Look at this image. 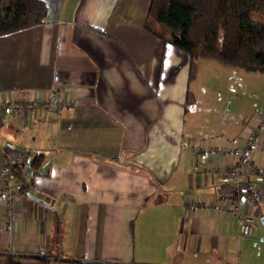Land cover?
I'll list each match as a JSON object with an SVG mask.
<instances>
[{
  "label": "crops",
  "instance_id": "0c3cea01",
  "mask_svg": "<svg viewBox=\"0 0 264 264\" xmlns=\"http://www.w3.org/2000/svg\"><path fill=\"white\" fill-rule=\"evenodd\" d=\"M41 1V23L0 35V103L37 105L0 112V158L32 171L0 198V264H264V199L245 205L253 234H238L210 209L230 158L188 146L241 145L247 121L184 133L187 56L144 28L149 0ZM50 100L63 105L43 110ZM250 157L264 167V139ZM242 182L264 198V178Z\"/></svg>",
  "mask_w": 264,
  "mask_h": 264
},
{
  "label": "trees",
  "instance_id": "16d2710c",
  "mask_svg": "<svg viewBox=\"0 0 264 264\" xmlns=\"http://www.w3.org/2000/svg\"><path fill=\"white\" fill-rule=\"evenodd\" d=\"M44 16L41 0H0V35L37 25ZM145 20L159 28L144 25L148 32L187 56L183 110L194 102L188 84L199 59L264 74V0H149ZM40 159L33 156L30 167Z\"/></svg>",
  "mask_w": 264,
  "mask_h": 264
},
{
  "label": "rangeland",
  "instance_id": "374dc122",
  "mask_svg": "<svg viewBox=\"0 0 264 264\" xmlns=\"http://www.w3.org/2000/svg\"><path fill=\"white\" fill-rule=\"evenodd\" d=\"M149 23L150 28L155 26L154 22ZM188 88L194 102L183 116L184 133L191 127L198 139L210 140L224 124L246 120L244 123L250 125L264 102L263 74L245 72L209 59L197 60ZM244 125L240 133L246 128Z\"/></svg>",
  "mask_w": 264,
  "mask_h": 264
},
{
  "label": "built area",
  "instance_id": "2783aa9c",
  "mask_svg": "<svg viewBox=\"0 0 264 264\" xmlns=\"http://www.w3.org/2000/svg\"><path fill=\"white\" fill-rule=\"evenodd\" d=\"M63 103L61 101L50 100L41 104L43 110H59ZM35 102L29 103H16L13 105L7 102L0 103V112L4 111L8 114H19L26 110L32 112L36 107ZM252 121L256 124L254 127L243 131L244 142L241 145L234 144H221L217 141L213 142L212 148L206 147L204 143L194 144L189 143V149L196 152H221L230 158L228 164H222L219 167H215V171L227 176L231 179V185L227 192L224 194L223 203L221 205L210 206V209L220 216H232L235 218L238 226V234L243 236H251L255 227V220L245 210V205H253L263 201L262 195L257 191H249L245 189L242 178L244 173L257 174L264 178V167L255 169L251 165V150L260 147L264 136L262 134V127L264 126V113H259L253 117ZM8 165L13 166L16 170L23 172V174L31 175L32 171L25 162L24 155L15 154L7 163L0 158V198L5 194L6 197L12 196L8 179L13 176ZM17 190H22L23 185L16 184ZM27 191V190H26ZM82 264L94 263L93 261H81ZM103 264V263H99Z\"/></svg>",
  "mask_w": 264,
  "mask_h": 264
},
{
  "label": "water",
  "instance_id": "95a60500",
  "mask_svg": "<svg viewBox=\"0 0 264 264\" xmlns=\"http://www.w3.org/2000/svg\"><path fill=\"white\" fill-rule=\"evenodd\" d=\"M30 198L33 199L36 202L42 203L41 200H39L37 197L30 195ZM258 222L260 223L261 226L264 227V215H261L258 219Z\"/></svg>",
  "mask_w": 264,
  "mask_h": 264
}]
</instances>
